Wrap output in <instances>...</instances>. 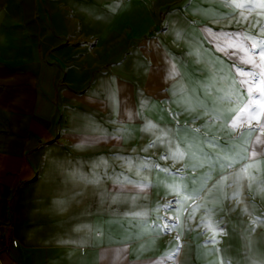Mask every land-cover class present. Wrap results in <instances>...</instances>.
I'll return each mask as SVG.
<instances>
[{
    "label": "crops",
    "instance_id": "obj_1",
    "mask_svg": "<svg viewBox=\"0 0 264 264\" xmlns=\"http://www.w3.org/2000/svg\"><path fill=\"white\" fill-rule=\"evenodd\" d=\"M170 1L157 8L154 0H0V237L9 244L0 245V264L264 262V224H254V216L243 210L247 205L264 217V157H258L259 173L250 169L257 176L252 187L241 181L239 203L232 198L236 187L226 186L249 162L243 149H251L258 135L264 141V134L244 129L236 136L229 127L231 110H238L243 98L233 94L228 103L219 97L238 77L198 30L258 35L264 9L249 13L220 0H192L186 12L166 18L163 7ZM165 20L163 40L141 46ZM173 63L174 79L169 78ZM260 121L264 124V116ZM149 123L166 132L165 146L173 130L174 142L185 152L179 163L187 172L188 191L204 185L202 197L208 182H215L212 196L220 201H196L201 207L191 220L192 207L182 209L170 234L155 230L165 210L159 200L171 193L167 187L163 194L132 184L121 191L113 189L115 182L105 184L108 178L85 184L73 175L106 171L112 180L149 184L150 166L139 168V157L127 153L136 143L152 142L157 128L144 131ZM101 136L107 138L90 142ZM232 148L236 151L226 156ZM202 154L221 157L224 166L201 159ZM232 156L236 162L228 168ZM102 161L106 167L94 168ZM221 177L229 179L221 185ZM205 209L223 231L201 225ZM214 232L217 243L210 242ZM178 246V257L163 259Z\"/></svg>",
    "mask_w": 264,
    "mask_h": 264
},
{
    "label": "snow or ice",
    "instance_id": "obj_2",
    "mask_svg": "<svg viewBox=\"0 0 264 264\" xmlns=\"http://www.w3.org/2000/svg\"><path fill=\"white\" fill-rule=\"evenodd\" d=\"M221 3L224 4L225 7L232 8L234 11L237 9H243L251 13L256 8L264 9V0H261L260 3H245L242 0H220ZM239 16L247 20V17L244 16L243 11L239 13ZM230 18L235 19V15ZM239 22V21H238ZM180 37V33H177V38ZM210 38L213 39L215 48L217 51H221L225 53L229 57H233L232 68L234 69L236 76L238 79L233 80V89L228 93H225L221 97H219L220 102H228L233 103V94L236 95L237 99L243 98V103L238 106L237 109H232L231 111L235 112V115L232 116L229 121V127L233 131H239V129L243 128L245 124H248L247 131L257 132L264 134V124L261 123L260 117L264 116V27H260L258 29V35L252 34L250 32L241 30V31H219L215 33H210ZM240 65H244L245 67H241ZM177 75L176 65L171 64V68L169 70V78H175ZM236 85H239L238 88H235ZM189 103V110H192L191 101ZM196 103L205 108V112L207 113V107L200 101H196ZM218 118V117H217ZM256 121L255 127L252 126V121ZM157 126L155 124L149 123L145 126L144 131H153ZM196 132H199L200 129H196ZM243 135V132H240ZM106 136H101L92 140L90 142L96 143L101 139H106ZM164 139V130H161V134L156 137V140L152 142L148 147H154L157 141H161ZM257 144H264V141L260 139L258 135L256 137L255 143L251 149L244 148L243 151L249 152L248 163H245L240 171L236 174L235 180L232 184L226 185L227 187H236V191L233 192L232 198L235 199L238 203L241 197V188L243 185L241 181L247 179L249 181L247 187H252V184L256 182L257 176L255 173L260 172L261 164L258 157H264V147H256ZM217 147H221L220 145H216ZM236 151L235 148L225 150V155H229V153H234ZM169 156L173 160H183L185 156V152L180 149L177 145L174 150L169 149ZM167 156L161 157V159H166ZM201 159L209 160L214 159L216 162L221 163L223 165L221 157L210 158L208 154H202ZM240 159H244V157H240ZM236 162L234 156L230 157L229 162L227 163V167L231 168L233 164ZM106 167V162L102 161L100 164L94 166V168L100 166ZM151 166L152 168H159L158 164L149 165L147 162H142L139 168H148ZM202 166V165H201ZM139 168L137 169V174L139 175ZM250 169H254L255 173L250 172ZM161 172L169 173L168 168H160ZM73 175L76 176L79 180L84 182L85 184H99L105 178L111 179L108 177L107 172L105 171L103 175L100 173L93 171L92 173L85 174L82 171H74ZM170 182L165 186L168 188L169 192L174 193L177 199L173 201H169L166 205H164V209L166 212H171L173 215H169L167 217H160L157 222H155V230L162 234H170L173 230H175L179 226V212L183 209L187 211L184 207L185 203L188 200H198L201 198L203 194L204 188L203 186L199 190H192L191 192L187 189V184L184 181V178L177 173L170 174ZM228 177H221V180L218 182L221 185L227 181ZM115 183L122 191L124 187L128 184H132L133 187H140L142 190L148 187L147 184H140L139 182L134 183L131 180L125 178L123 181L120 180L119 176H117ZM264 190V189H261ZM115 201V197H113ZM57 204L63 205L64 201H57ZM200 205H195L192 207L191 212L189 213V220L194 219V213L200 208ZM254 207V206H252ZM244 212L249 215H253V223L254 224H264V217L255 216L253 212H249V206H245L243 209ZM142 215V214H137ZM205 217L201 221V225L206 229L213 228L217 231H223V229H219V221L212 220V210L205 209ZM175 220L176 222H173ZM201 225H198L201 226ZM177 240H179V236H177ZM211 243H217L218 241L215 238V232L210 240ZM179 254V246L169 255L164 257V260H174L178 257ZM223 264H231L230 260L225 259ZM253 264H257V262H253ZM264 264V262H262Z\"/></svg>",
    "mask_w": 264,
    "mask_h": 264
},
{
    "label": "rangeland",
    "instance_id": "obj_3",
    "mask_svg": "<svg viewBox=\"0 0 264 264\" xmlns=\"http://www.w3.org/2000/svg\"><path fill=\"white\" fill-rule=\"evenodd\" d=\"M159 1L161 3L162 0H154L155 2V6L159 7ZM192 2V0H172L170 2H168L163 9H167V15L166 18L169 14L171 13H184L186 12V9L188 7V5ZM151 7V4L149 5ZM157 7V8H158ZM193 24H195V22L193 21ZM199 34L201 37V40L203 41V43L209 47L212 48L217 54H219L221 57L227 59L232 66L233 57H229L227 56L225 53L221 52V51H217L215 48V44L212 38H210V33H215V32H219L221 30L219 29H211L210 27H206V26H201L199 27ZM223 31H238V30H234V29H230V30H223ZM167 32V21L165 20L161 25H158L156 30L151 33L148 34L144 37L143 41H141V46L145 45L147 42L151 41L152 39H157V40H163L165 33ZM28 56H31L30 53H28ZM241 67H245L244 65H240ZM252 126L255 127L256 122L252 121ZM248 128V124H245L243 126V128L239 129V131H236V136H238L240 134L241 131H243L244 129ZM199 129V128H197ZM161 130L162 128H157L155 131V137H153V140H156V137L159 136L161 134ZM166 134V132H164V135ZM170 136H172L171 140L172 142H170L169 145L165 146V143L163 142V140L161 141H157L154 147H148L150 144H152V142H147L145 145H141L139 144H134L130 147H128L127 149V153L128 154H133L135 157H139V159L142 162H147L149 165L155 163L159 165V168H152L150 166V180H149V184L148 187L144 188L143 190L141 188H139V191L142 192H146L150 189H159L158 191H160L162 194L164 193V187H166L165 185L167 183L170 182V174L173 173H177L179 172V174L185 178L187 176V172L186 170L183 169V167L181 166V164L179 163L180 160H173L170 156H169V149H173L175 148V146H177L176 142H174V132L173 130H171L170 132ZM163 156H167L168 158L166 159H161V157ZM160 168H168L169 169V173H164L160 171ZM146 170V169H145ZM111 182H115V180L112 179H108L107 182H105V184H107L109 186V184ZM209 183V184H208ZM207 184V188H206V193L198 200H188L185 205L187 206L186 209L193 207L194 205H196L197 203H220L219 199L214 195L212 196V193L214 190V186L216 185L215 182H208ZM104 184V182H103ZM114 190H120L119 187L113 186ZM123 190H126L125 188ZM111 194H109V198H110ZM128 197V196H127ZM130 198V197H128ZM174 199H177V197L175 196L174 193H168L165 194V196H162L161 199L159 200V205H161L164 209V205H166L169 201H173ZM201 200V201H200ZM197 201V203H195ZM186 213V212H185ZM161 217H167V212H165V210H161Z\"/></svg>",
    "mask_w": 264,
    "mask_h": 264
},
{
    "label": "bare ground",
    "instance_id": "obj_4",
    "mask_svg": "<svg viewBox=\"0 0 264 264\" xmlns=\"http://www.w3.org/2000/svg\"><path fill=\"white\" fill-rule=\"evenodd\" d=\"M157 1H158V0H157ZM217 1H218V0H217ZM161 2H162V1H161ZM200 2H201V0H200ZM200 2H198V3H200ZM212 2H214V0H213ZM198 3H197V4H198ZM159 4H161L160 1H159ZM212 4H213V3H212ZM212 4H211V5H212ZM198 6H199V5H198ZM213 6H214V5H213ZM215 6H216V5H215ZM157 7H158V6H157ZM199 7H202V5L199 6ZM217 7H218V6H217ZM213 8L216 9L215 7H213ZM196 10H197V9H195V11H196ZM205 10H206V9H205ZM207 11H208V10H207ZM217 11H218V10H217ZM219 11H220V9H219ZM196 12H197V11H196ZM201 12H203V11H201ZM208 12H210V11H208ZM208 12H207V13H208ZM211 12H212V11H211ZM214 12H215V11H214ZM214 12H213V13H214ZM197 13H200V12H197ZM203 13L206 14L205 12H203ZM214 14H216V13H214ZM214 14H212V15H214ZM239 101H240V100H239ZM219 113H220V112H219ZM220 114H221V113H220ZM223 120H224V119H223ZM237 148H238V147H237ZM238 149H239V148H238ZM241 149H242V148H241ZM239 150H240V149H239ZM240 151H242V150H240ZM205 184H206V183H205ZM253 184H254V183H253ZM203 186H204V185H203ZM205 186H206V185H205ZM254 187H256V186H254ZM256 191H257V190H256Z\"/></svg>",
    "mask_w": 264,
    "mask_h": 264
},
{
    "label": "built area",
    "instance_id": "obj_5",
    "mask_svg": "<svg viewBox=\"0 0 264 264\" xmlns=\"http://www.w3.org/2000/svg\"><path fill=\"white\" fill-rule=\"evenodd\" d=\"M0 245L3 246H8L9 244L5 241L3 237H0Z\"/></svg>",
    "mask_w": 264,
    "mask_h": 264
}]
</instances>
